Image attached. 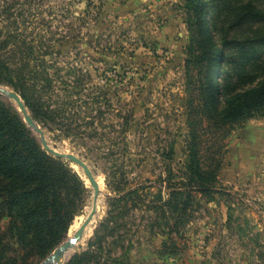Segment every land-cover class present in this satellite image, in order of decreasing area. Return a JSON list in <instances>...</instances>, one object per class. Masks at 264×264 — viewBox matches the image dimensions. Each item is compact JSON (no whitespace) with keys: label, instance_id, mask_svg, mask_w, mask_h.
I'll use <instances>...</instances> for the list:
<instances>
[{"label":"rangeland","instance_id":"1","mask_svg":"<svg viewBox=\"0 0 264 264\" xmlns=\"http://www.w3.org/2000/svg\"><path fill=\"white\" fill-rule=\"evenodd\" d=\"M144 1L0 0V86L31 116L24 97L39 106L46 141L103 180L101 208L61 264H264V114L223 137L201 89L207 62H186L201 47L187 37L184 1ZM248 1L213 0V39L231 35L230 18ZM6 122L24 143L19 157L0 152V264H40L84 222L93 187L79 165L47 152L83 184L37 161L51 196L48 208L29 206L45 188L28 177L13 184L3 169L6 158L31 165L40 143L0 96ZM194 166L213 177L207 190H187Z\"/></svg>","mask_w":264,"mask_h":264},{"label":"trees","instance_id":"2","mask_svg":"<svg viewBox=\"0 0 264 264\" xmlns=\"http://www.w3.org/2000/svg\"><path fill=\"white\" fill-rule=\"evenodd\" d=\"M184 8L189 16L186 19L189 42L194 40L199 43L201 53H190L186 57V62L199 63L207 62L208 69L205 71L203 91H207V102L213 109L214 119L218 120L223 126V137L227 136L235 126L244 121L264 114V0H249L245 10L230 18L229 30L231 35L224 29L223 37L218 40L213 39L210 32V24L214 26L215 14L213 0H183ZM226 1V0H225ZM228 1L223 6H226ZM209 13L210 20L206 21L205 16ZM226 34L228 37H226ZM234 62L235 66L225 68V64ZM220 69V71H219ZM261 70L260 75H253V71ZM222 72L220 81L217 83L215 75ZM234 71L235 73H229ZM218 72V73H219ZM262 76V77H261ZM235 77V81H233ZM261 77V78H260ZM219 84V86H218ZM225 105L222 106V101ZM32 111V116L39 122L45 120V113L39 106L31 105L29 98L24 97ZM22 125V124H21ZM23 126V125H22ZM0 144L1 153L6 156H20L23 143L17 136L15 130L8 122L0 125ZM22 145V146H19ZM197 143L192 137L189 145V156L195 161L197 154ZM18 145V146H17ZM33 155L31 165L20 163L19 161L7 160L3 169L5 179L15 184V179L27 181V177L33 186L42 185L44 191H34L30 193L28 205L43 202V206L48 208L51 176L44 175L45 171L38 166L37 161H43L49 168L58 166L64 178L73 177L82 185L78 175L70 169L61 159H56L40 145L34 143L32 148ZM27 153V152H26ZM22 158H27V156ZM197 163V160L195 161ZM27 168V169H26ZM200 167H192V173L197 177L196 184L189 185L188 189L197 188L207 190L209 188L208 179L213 181V177H202ZM50 171V170H48ZM39 189V187H34ZM28 206V207H29ZM31 213L34 210L30 209ZM29 211V212H30ZM33 211V212H32ZM29 216H31L29 214ZM35 218V215H32Z\"/></svg>","mask_w":264,"mask_h":264},{"label":"water","instance_id":"3","mask_svg":"<svg viewBox=\"0 0 264 264\" xmlns=\"http://www.w3.org/2000/svg\"><path fill=\"white\" fill-rule=\"evenodd\" d=\"M0 96L11 100L16 106H18L22 118L24 119L28 127L37 135V139L44 150L54 155L55 157L66 159L79 165L83 169L86 177L88 178L93 187V199L91 210L86 216L84 222L78 227L72 237H67L65 240H63L42 262H40V264H56L62 254L67 253L69 250L75 247L77 242L81 239L84 230L91 222L94 214L96 213L98 197L100 195L99 185L96 181L94 173L90 170L89 166L84 162L83 159L72 153L58 151L46 141L43 129L40 127L37 121L28 113L24 102L16 92L9 90L3 86H0Z\"/></svg>","mask_w":264,"mask_h":264},{"label":"bare ground","instance_id":"4","mask_svg":"<svg viewBox=\"0 0 264 264\" xmlns=\"http://www.w3.org/2000/svg\"><path fill=\"white\" fill-rule=\"evenodd\" d=\"M57 150H60L61 151V149H57ZM80 171H82V169H80ZM96 178V181L98 182V185H99V189H100V191H101V193H102V196H103V194H104V185H103V180H102V177L101 176H96L95 177ZM93 192V191H92ZM100 196V195H99ZM103 199V198H102ZM100 201V197H98V202ZM97 202V204L99 205H101V202H102V200H101V202L100 203H98ZM100 205L98 206V211H99V209L101 208L100 207ZM90 210H91V207H90ZM92 225V224H91ZM89 228V227H88ZM78 229V227H75V231L71 234V235H69V237H72L74 234H75V232H76V230ZM73 249H71V250H69L67 253H64V254H62L61 256H60V258L58 259V261H57V263L56 264H61V262L65 259V258H67L68 257V255L71 253V251H72Z\"/></svg>","mask_w":264,"mask_h":264},{"label":"crops","instance_id":"5","mask_svg":"<svg viewBox=\"0 0 264 264\" xmlns=\"http://www.w3.org/2000/svg\"><path fill=\"white\" fill-rule=\"evenodd\" d=\"M139 1H141V2H145L144 0H139Z\"/></svg>","mask_w":264,"mask_h":264}]
</instances>
